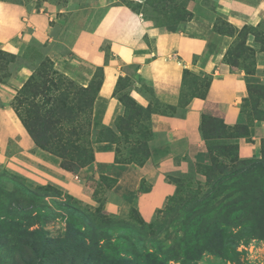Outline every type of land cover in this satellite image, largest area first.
Wrapping results in <instances>:
<instances>
[{
  "label": "crops",
  "instance_id": "0c3cea01",
  "mask_svg": "<svg viewBox=\"0 0 264 264\" xmlns=\"http://www.w3.org/2000/svg\"><path fill=\"white\" fill-rule=\"evenodd\" d=\"M186 9L193 16L185 25L158 26L127 5H111L95 27L77 28L78 24L58 23V7L51 0H0V50L23 55L33 40L48 45L56 69L83 86L102 70L93 104L94 160L89 165L72 172L44 156L46 152L37 147L12 107L14 94L7 91L0 105V167L38 184H56L92 206H98L102 197L106 214L127 218L135 207L144 221H153L176 193L172 177L210 162L201 123L248 124L242 107L250 97L249 86L264 85V44L253 35L246 41L256 51L254 72L231 67L225 56L236 44L237 31L229 34L216 29L222 14L238 30L259 28L264 24V0H215L214 6L189 0ZM185 70L212 81L205 98L189 97L183 106V92L195 88L190 78L184 81ZM125 78H135L128 95L144 108L158 101L177 109V113L150 114L153 135L150 156L143 164L116 161V145L108 137L118 133L116 122L126 112L114 94ZM101 129L103 134L98 133ZM99 135L108 138L99 139ZM234 142L241 158L261 157L264 121L256 120L248 136ZM102 176L115 183L108 187ZM96 189L100 190L97 196Z\"/></svg>",
  "mask_w": 264,
  "mask_h": 264
},
{
  "label": "trees",
  "instance_id": "16d2710c",
  "mask_svg": "<svg viewBox=\"0 0 264 264\" xmlns=\"http://www.w3.org/2000/svg\"><path fill=\"white\" fill-rule=\"evenodd\" d=\"M189 13L192 18L193 14ZM245 28L248 26L242 29ZM216 29L227 33L219 24ZM246 49L253 55L256 52L251 47L244 48L243 52H247ZM2 55L19 57L0 50ZM255 63L254 57V67L248 71L254 72ZM98 73L99 81L94 86ZM57 74V70L40 69L23 84L12 107L37 147L59 158L62 168L76 172L94 160L93 134L91 141L87 136L88 130L92 129L89 114L92 110L93 115V104L101 88L102 70L96 71L88 86L79 84V91H74L73 86L76 84L72 80L66 81L64 76L56 79L54 75ZM192 76L197 77L185 70L184 81ZM202 79H206L204 88L201 83H194L195 88L191 92H183V106L188 104L189 97L207 96L212 78L206 76ZM122 80L118 82L119 87ZM64 81V84H59ZM119 87L114 94L118 95ZM263 87L250 85V97L255 89L259 92L264 90ZM129 97L140 110H149L148 120L154 111L177 113L175 107H164L158 101L144 108ZM249 98L245 99V103ZM156 105L159 109L151 108ZM126 112L116 122L118 133L111 132L108 137L116 145V161L143 164L150 156L151 128L149 139L143 146V160L135 158L138 154L136 149H140V146H135L141 145L137 141L124 157H120L116 136L123 134L119 124L125 119ZM242 112H245L244 105ZM180 114L184 115L185 111ZM255 121L235 126L220 122L201 123L200 130L210 157V162L205 165L206 175L215 181L210 192L192 202L182 228L175 233H170L165 218L158 220L155 217L157 220L154 218L146 222L135 207L131 208L128 219L119 218L103 213L102 197H98V206L84 209L63 200L58 185L35 184L22 176L0 174V264H200L204 248H211V251L222 257L235 259L242 253L238 250L242 244L247 245L252 239H264V151L261 158H241L238 145L232 142L237 137L248 136L249 127ZM218 128L228 133L223 137L226 142L222 148L237 152V156L230 159L229 163L218 159L214 153L216 147L211 142L215 137L208 135ZM128 133L130 130L126 131V135ZM103 137L108 138L105 135L98 136L99 139ZM227 169L230 171L225 176L218 178L215 175L217 170ZM5 179L11 180L13 186L6 187ZM102 180L111 182L110 185L106 183L108 187L115 183L114 179L105 176H102ZM178 188L177 185L176 193L157 214L170 216L174 212L178 203ZM99 192L96 189V196ZM56 218L63 219L66 224L59 234L52 235L46 224ZM136 225L149 231L151 240L147 241L141 234L137 240L132 238Z\"/></svg>",
  "mask_w": 264,
  "mask_h": 264
},
{
  "label": "rangeland",
  "instance_id": "374dc122",
  "mask_svg": "<svg viewBox=\"0 0 264 264\" xmlns=\"http://www.w3.org/2000/svg\"><path fill=\"white\" fill-rule=\"evenodd\" d=\"M12 2L20 3H31L36 2L37 0H5ZM40 1V0H39ZM58 7V15L61 17L58 21L59 24H78L77 28H93L100 21L102 16L105 14L108 7L111 5H127L133 11L141 14L144 18L150 20L153 24L158 26H167L170 24H181L185 25L190 19L191 15L186 9V4L189 0H51ZM209 6L215 5V0H199ZM77 20L78 22H75ZM74 22V23H73ZM221 24L219 27L222 28L227 33H236L237 31V40L233 48H231L229 54H227L225 61L231 67H243L245 69L253 68L254 57L256 60L255 49L254 55L252 52L248 51L243 52L244 48H249L250 46L246 45V41L251 35L255 37V40L261 41L264 44V24L260 25L259 28L248 26L246 29H236L227 24V21L222 14ZM251 33V34H249ZM264 47V45H263ZM49 46L40 44L39 42L33 40L30 42L28 51L19 55V57H13L9 55L0 56V105H2V100L6 96V92L18 94V91L21 89L23 84L34 74H36L40 69L42 70H57V75H54L56 79L63 78L67 80H72L74 82V91H79L81 85L76 80L72 79L70 76L62 73L56 69L54 62L48 56ZM49 61V62H48ZM61 76V77H60ZM100 74L98 73V79L94 81V86L99 81ZM190 80L194 84L201 83L202 88L206 85V79L197 78L195 76L190 77ZM63 83L59 84H64ZM135 78H125L121 81L119 87V97L124 102L127 112L125 114V119L120 121L119 127L123 130L121 136H116V139L119 142L120 146V157H124L130 148L134 145V142L141 143L136 144V148L140 146V149H136L138 154L135 156L139 161L143 160L144 150L143 147L149 139L150 135V125H149V110H140V108L133 102L129 95L128 90L129 85L135 83ZM145 90H148L149 87L142 82ZM63 86V85H61ZM76 86V87H75ZM83 86V85H82ZM121 89V90H120ZM264 89V87H263ZM14 98L12 102H14ZM42 99V98H41ZM37 100L40 101V98ZM43 101V100H41ZM152 109H159L158 106L151 107ZM244 113L247 116L249 122H254L256 119H264V90L256 92L254 90L252 96L244 104ZM92 110H90V120ZM92 122V121H91ZM130 130V133L126 135V131ZM88 140H92L93 129H89ZM104 130H99L98 133H102ZM95 134V133H94ZM228 133L224 132L222 129L218 128L216 131L209 132L208 135L215 137L211 142L213 146L216 147L214 153L218 159L226 161L229 163V160L237 156L236 150H225L222 146L225 145V137ZM94 138V135H93ZM129 141V142H128ZM230 142L229 140H227ZM234 142V141H232ZM41 150V149H40ZM42 151V150H41ZM47 153V152H46ZM44 154L47 158L60 162L59 158L55 155ZM263 155V154H262ZM262 157V156H261ZM258 157V158H261ZM255 159V158H252ZM80 170L77 169L76 172ZM227 170H217L215 175L220 178L223 177L229 172ZM0 174L22 176L27 178L29 181L38 184L34 180L29 179L28 177L17 173L15 171L0 167ZM176 181L179 189L178 203L174 207V212L170 216H164L162 213L156 214L157 219L161 220L165 218L169 225V231L178 232L182 228V222L184 217L187 215L188 208L192 202L199 196L204 195L207 192H210L212 184L215 181L213 178H210L206 175V166L199 165L194 167L189 173L172 177ZM107 184L111 182L106 181ZM6 187L13 186L11 180H4ZM49 184V183H48ZM56 185V184H54ZM60 187V186H59ZM61 198L63 200L71 201L77 206L82 208H95L86 204L77 198L71 196L63 188L60 187ZM74 198V200L72 199ZM104 214H106L103 211ZM129 218V217H128ZM127 218V219H128ZM156 219V218H155ZM156 219V220H157ZM65 221L61 218H56V220L47 223L46 228L52 235L59 234L60 230L65 227ZM135 233H133L132 238L137 240L139 234L141 237H146L147 241L151 240L152 235L149 234V231L144 230L140 226L136 225ZM242 253L237 255L235 259L225 258L220 255H217L215 252L211 251V248H204L200 264H264V239H252L249 244L241 245L238 248Z\"/></svg>",
  "mask_w": 264,
  "mask_h": 264
}]
</instances>
